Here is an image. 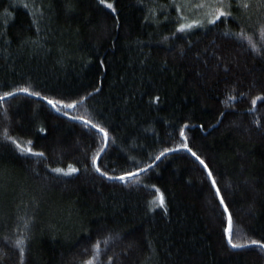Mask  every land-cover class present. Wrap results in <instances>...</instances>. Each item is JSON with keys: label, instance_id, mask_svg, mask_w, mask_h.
<instances>
[{"label": "trees", "instance_id": "obj_1", "mask_svg": "<svg viewBox=\"0 0 264 264\" xmlns=\"http://www.w3.org/2000/svg\"><path fill=\"white\" fill-rule=\"evenodd\" d=\"M106 2L115 12L0 0V95L16 93L0 101V264H264V250L228 246L223 206L180 136L212 170L235 242H264V100L252 104L264 97V5L226 0L227 22L209 24L215 0L207 17L197 0ZM241 30L258 51L231 35ZM83 120L107 131L103 151ZM5 131L44 156L22 155ZM93 155L107 176L139 175L109 180Z\"/></svg>", "mask_w": 264, "mask_h": 264}, {"label": "snow or ice", "instance_id": "obj_2", "mask_svg": "<svg viewBox=\"0 0 264 264\" xmlns=\"http://www.w3.org/2000/svg\"><path fill=\"white\" fill-rule=\"evenodd\" d=\"M99 3L104 5V7L108 8V9H111L113 12H115V9H114L112 3H107L106 0H99ZM223 3H224V0H220V6L216 8L215 15L213 16V18L209 19V21H208L209 24H215L218 20H220L221 17H224L225 18V22H227V18L229 16H231V13L229 11H227L223 7ZM259 3L261 5H264V0H259ZM239 6L243 7L244 9H247V8L250 7V4L248 2H242V3H239ZM25 7H27V5H25ZM190 28H192L191 24H187V25L182 24V25L179 26V28H177V31L178 32H184L186 29H190ZM224 34L227 36L230 33L229 32H225ZM231 35L235 36L237 39L247 40L248 43H249V46L252 48V50L254 52L258 51L256 45L252 42L250 37H247L244 34L243 30H241L240 32H237V33H231ZM262 35H264V30H262ZM19 91L27 93L28 95H35V96H39L40 95L39 93H35V92L29 91L27 88H21V89H19ZM14 95H16V93L11 92V91L6 92L3 95H0V101H4L8 97H11V96H14ZM228 99L232 100V99H234V97L229 96ZM257 100H264V97H256V99H254L252 101V104H253L254 107L256 105V101ZM79 102L82 103L83 101H79ZM47 103L50 104L53 108H56L57 105L60 104L61 102L60 101H53L51 99H48ZM62 106L65 107V108H73V107H75V104H64ZM221 115H223V114H221ZM83 123L84 124H90L91 128L96 129L97 132H102L103 133V138H102L103 147L100 149V151H103L104 148H106L107 144H108V133H107V131H105L103 128L99 127L95 123H91L88 120H83ZM185 127H187V125H185ZM180 136H181V138L183 140L182 147L184 148V150L190 152L191 155L195 158V160L198 161L199 164L204 168L205 172L207 173L208 180L211 182V187L215 191V195L219 199L220 205L223 206L224 213L228 214V226L225 228V236L227 238L228 246H230L232 249H242V248H245V247L255 246V247H258L261 250H264V242H262L260 240L252 239L250 241V243H247V244L235 242L234 235H233V229H232V217H231V214L229 213V208H228V206L225 203L224 197L221 195V191H220L219 187H217V182L214 179L212 170L209 168L208 164L205 162L204 159H202L199 155H197V153L193 152L192 149L187 146V139H186V137L184 135L183 129L180 130ZM4 138L6 140H9L13 145H15V147L20 150V153L22 155L26 154V155L38 156V157H43L44 156L43 152H35V151L32 150L31 147H28L27 149H25L21 145L20 142H18L16 139H14L11 136H9L7 131L4 132ZM28 144L31 145V141H28ZM177 150H179V149H166L165 151H177ZM164 154H165V152H161L160 155H164ZM156 159L159 160L160 156H156ZM97 160H98V155H93L92 164L95 167V171L97 173H99L101 176H106V178L109 179V180L117 179V180H120L122 182H126L127 179L131 178L132 176H138L139 175L138 172H136V173H131L130 172V173H126L125 175L116 176V177L107 176V174L105 172L101 171V168L99 166H97ZM151 167H153V165L149 164L148 168H151ZM52 171L57 173V174H62V175L68 176V175L76 173L78 171V169L73 167L72 165H69L66 171L64 169H62V168H54V169H52ZM140 171L141 172H147V168H143L142 167L140 169ZM157 191H159V190L157 189ZM153 203H155V201H153ZM160 206L163 207V197L162 196L160 197ZM26 227H27V224H25V228ZM25 239L26 238L23 236V234H21V236L18 237L15 240V242H14V247L19 250V254H20L21 257L24 256ZM105 243H107V241H105ZM99 247H100V245H99V243H97L94 246L95 251H98ZM95 251L93 253V257L95 256ZM20 264H23L22 260H21ZM85 264H95L94 258L85 261Z\"/></svg>", "mask_w": 264, "mask_h": 264}, {"label": "rangeland", "instance_id": "obj_3", "mask_svg": "<svg viewBox=\"0 0 264 264\" xmlns=\"http://www.w3.org/2000/svg\"><path fill=\"white\" fill-rule=\"evenodd\" d=\"M197 1H199L201 3L203 2V0H197ZM204 1H205L206 4H211V1L213 3L214 0H204ZM224 2H226V0H224ZM205 3L204 4L202 3V5H201L200 8L205 9V11H206V17H207V15H211V14L214 13V9H210L208 11V9H209L210 6L206 7ZM214 4L220 5V0H215V3Z\"/></svg>", "mask_w": 264, "mask_h": 264}, {"label": "water", "instance_id": "obj_4", "mask_svg": "<svg viewBox=\"0 0 264 264\" xmlns=\"http://www.w3.org/2000/svg\"><path fill=\"white\" fill-rule=\"evenodd\" d=\"M158 161V160H157ZM157 161H155L152 165L154 166L156 163H157ZM148 169H150V168H147V170ZM226 217H227V223H228V214H226Z\"/></svg>", "mask_w": 264, "mask_h": 264}]
</instances>
